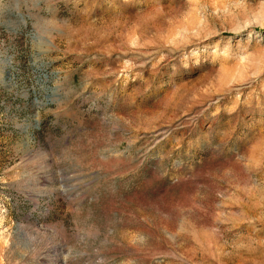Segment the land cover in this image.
Returning <instances> with one entry per match:
<instances>
[{
	"label": "rangeland",
	"instance_id": "374dc122",
	"mask_svg": "<svg viewBox=\"0 0 264 264\" xmlns=\"http://www.w3.org/2000/svg\"><path fill=\"white\" fill-rule=\"evenodd\" d=\"M0 264H264V0H0Z\"/></svg>",
	"mask_w": 264,
	"mask_h": 264
}]
</instances>
